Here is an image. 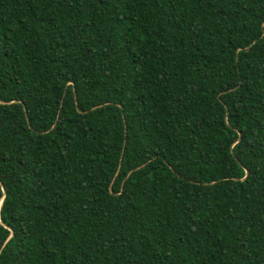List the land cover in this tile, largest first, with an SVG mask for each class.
Returning <instances> with one entry per match:
<instances>
[{"label":"trees","instance_id":"1","mask_svg":"<svg viewBox=\"0 0 264 264\" xmlns=\"http://www.w3.org/2000/svg\"><path fill=\"white\" fill-rule=\"evenodd\" d=\"M0 264H264V0H0Z\"/></svg>","mask_w":264,"mask_h":264},{"label":"water","instance_id":"2","mask_svg":"<svg viewBox=\"0 0 264 264\" xmlns=\"http://www.w3.org/2000/svg\"><path fill=\"white\" fill-rule=\"evenodd\" d=\"M93 109H94V108H93ZM139 168H140V167H138V168H136V169H139ZM130 173H131V172H130ZM130 173H129V174H130ZM129 174H128V175H129ZM11 236H12V233L10 232V233H9V236H8V238H7V240H6V242L11 238ZM6 242H5V244H6ZM5 244H4V245H5Z\"/></svg>","mask_w":264,"mask_h":264}]
</instances>
